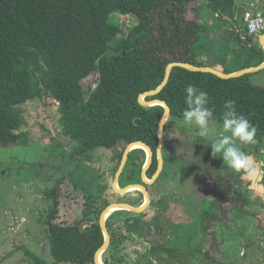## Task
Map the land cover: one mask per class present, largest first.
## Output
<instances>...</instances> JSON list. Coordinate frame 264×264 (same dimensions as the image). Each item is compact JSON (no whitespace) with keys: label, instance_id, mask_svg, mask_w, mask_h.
<instances>
[{"label":"trees","instance_id":"1","mask_svg":"<svg viewBox=\"0 0 264 264\" xmlns=\"http://www.w3.org/2000/svg\"><path fill=\"white\" fill-rule=\"evenodd\" d=\"M195 1L0 0V144L8 146L28 139L30 133L22 130L28 123L26 103L35 99L53 100L58 102L64 132L76 144L74 157L96 148L113 149L121 143L128 146L130 142L144 141L155 152L148 170V177L152 178L158 168V128L165 108L144 106L139 96L161 85L167 66L180 61L233 73L264 62V47L258 37L249 34L246 40L236 34L243 51L242 62L234 63L233 68L226 64L229 45L226 56L212 55L210 39L206 40L204 34L207 26L200 21L205 4L231 24L238 13L236 0H206L203 6L194 7ZM191 10L194 14L189 17ZM120 15L131 16L134 24L125 28ZM94 73L98 74L97 86L86 88L84 79ZM252 74L222 78L211 72L176 66L163 90L147 100H166L172 115L182 116L184 89L193 84L208 93L215 120L222 121L223 104L235 100L237 110L256 126L255 138L263 144L264 86L254 84ZM165 149L166 144L163 153ZM146 159L144 149H134L119 184L124 187L142 183ZM198 180V176L191 180L196 195L209 197L214 205L242 198L237 184L220 173L214 176L212 189L209 187L212 196L205 194L204 187L207 189L209 184L206 179L202 176ZM58 189L56 184L45 190L50 202L45 222L53 261L28 250L31 264L94 263L96 252L105 241L100 225L105 205L99 208L95 205L98 196L88 194L94 203L90 210L83 211L82 219L70 217L71 221H58L61 214ZM114 194L125 197L117 202L137 206L145 200L139 190L122 196ZM162 203L163 198H159L158 206ZM85 205L88 208V199ZM110 219L107 225L111 244L103 254V261L131 263L122 253V245L132 238L129 231L134 224L129 217Z\"/></svg>","mask_w":264,"mask_h":264},{"label":"rangeland","instance_id":"2","mask_svg":"<svg viewBox=\"0 0 264 264\" xmlns=\"http://www.w3.org/2000/svg\"><path fill=\"white\" fill-rule=\"evenodd\" d=\"M205 2L196 0L192 6ZM251 2L264 14V0H236L238 13L231 24L206 4L199 18L207 26L204 34L210 39L212 55L224 56L229 45V69L242 62L243 50L236 34L243 40L248 37L243 15ZM193 14L191 10L189 17ZM120 20L125 28L135 22L125 15H120ZM250 79L264 86V69ZM83 83L94 89L98 74L88 76ZM25 108L28 123L22 130L30 133L28 139L8 146L0 144V264H31L28 250L53 261L45 222L50 202L45 190L56 184L61 200L58 221L82 219L83 211L94 203L88 194L98 196L95 205L99 208L122 198L114 194V181L127 147L124 143L74 157L76 144L63 130L58 102L35 99ZM212 124L214 136L222 133V121ZM200 140L195 143L193 126L185 124L181 115H171L165 132V172L154 187L150 185L151 205L139 215L125 210L110 214V221L129 217L134 224L129 231L132 238L122 245L129 264H264V143L255 138V143L240 145L256 169L254 176L241 179L223 165L221 158H213L210 146L206 149ZM218 173L238 185L240 200L214 205L209 197L196 195L191 180L203 176L209 183L205 194L212 196V182ZM159 198H163L160 207Z\"/></svg>","mask_w":264,"mask_h":264},{"label":"clouds","instance_id":"3","mask_svg":"<svg viewBox=\"0 0 264 264\" xmlns=\"http://www.w3.org/2000/svg\"><path fill=\"white\" fill-rule=\"evenodd\" d=\"M185 108L182 112L183 121L192 125L195 143L198 138L207 149L210 146L211 156L221 158L223 165L241 179L256 174L251 157L244 152L240 145L255 143L256 126L237 110L235 100H227L221 110L222 133L216 134L212 122L215 120L214 109L209 107L210 99L206 91L193 84L184 89ZM214 136V138L209 139ZM238 187V185H237Z\"/></svg>","mask_w":264,"mask_h":264},{"label":"water","instance_id":"4","mask_svg":"<svg viewBox=\"0 0 264 264\" xmlns=\"http://www.w3.org/2000/svg\"><path fill=\"white\" fill-rule=\"evenodd\" d=\"M256 37L259 38L262 46L264 47V33L257 35ZM176 66H181V67L193 70V71L211 72L222 78H232V77H238V76H242L245 74L256 73L258 71H261L262 69H264V62H262L261 64L257 66L247 67V68L238 70L233 73H226L213 66H197L189 62H180V61L171 62L166 68L165 78L163 82L161 83V85L157 87L156 89L148 90L139 96V101L144 106L150 107V106H155V105H162L165 108V112L159 122V128H158L159 141H158L157 150H156V155L158 157V168L155 174L153 175V177L149 178L148 170L150 169L151 165L154 162V156H155L154 150L152 149L150 145H148L144 141H134L128 144V146L125 149L120 167L115 176L114 188L116 192L120 194H126L132 190H139L144 195L145 200L139 206L133 205L129 202H111L105 207V209L102 211L101 216H100V225L104 232L105 241L96 252L95 264H105L103 261V254L109 248L111 244V232L107 225V220L110 214L115 210H126V211H130L133 213H143L144 211L147 210V208L152 203L151 193L148 187L156 182V180L160 177V175L162 174L164 170L165 158H164L163 148L165 144V126L168 123L172 115V110H171L169 103L166 100L159 99V98H156L153 100H147V97L155 96L163 90V88L166 86V84L168 83L171 77L173 69ZM136 148H142L147 152V160L142 169V181L143 182L142 183H131L124 187H121L119 186L121 174L123 173L125 169L130 153ZM125 264H129V263H125Z\"/></svg>","mask_w":264,"mask_h":264},{"label":"built area","instance_id":"5","mask_svg":"<svg viewBox=\"0 0 264 264\" xmlns=\"http://www.w3.org/2000/svg\"><path fill=\"white\" fill-rule=\"evenodd\" d=\"M254 8L255 3L251 2L250 7L244 13V21L247 33L257 36L264 33V14Z\"/></svg>","mask_w":264,"mask_h":264},{"label":"crops","instance_id":"6","mask_svg":"<svg viewBox=\"0 0 264 264\" xmlns=\"http://www.w3.org/2000/svg\"><path fill=\"white\" fill-rule=\"evenodd\" d=\"M260 35V34H259Z\"/></svg>","mask_w":264,"mask_h":264}]
</instances>
